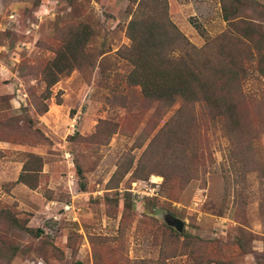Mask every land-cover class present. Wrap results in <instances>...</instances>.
<instances>
[{
    "label": "rangeland",
    "instance_id": "374dc122",
    "mask_svg": "<svg viewBox=\"0 0 264 264\" xmlns=\"http://www.w3.org/2000/svg\"><path fill=\"white\" fill-rule=\"evenodd\" d=\"M253 1L264 27V0ZM168 3L197 48L227 29L220 0ZM130 7L127 0H0V264H264V134L258 143L250 132L235 140L242 150L233 166L231 133L196 126L180 139L196 152L180 157L177 149L179 163L171 165L162 130L181 104L162 110L128 85ZM81 24L94 33L92 63L63 77L41 113L45 66L61 36ZM247 84L252 95L264 94V78ZM155 140L145 175L135 179L132 170L117 184L118 166L133 160L136 168ZM25 165L35 188L17 182ZM165 213L184 221L182 233Z\"/></svg>",
    "mask_w": 264,
    "mask_h": 264
},
{
    "label": "trees",
    "instance_id": "16d2710c",
    "mask_svg": "<svg viewBox=\"0 0 264 264\" xmlns=\"http://www.w3.org/2000/svg\"><path fill=\"white\" fill-rule=\"evenodd\" d=\"M127 1L131 6V19L126 34L131 45L123 54L133 66L127 77L128 85L138 87L143 101L157 103L162 110L181 104L162 130L169 137L168 149L174 152L170 164L179 163L177 149H180V157L196 152L190 141L180 140L188 135L186 130L209 126L231 133V160L233 166L238 165L237 152L242 147L235 140L239 143L250 132L258 143L260 135L264 134V94L258 97L246 90L250 80L264 78V27L253 15L261 6L253 0H220L227 29L197 48L171 20L168 0ZM93 38V30L84 24L61 36L55 57L43 71L46 89L42 101L38 102L39 112L48 111L46 101L51 97V89L63 77L91 65L88 46ZM155 145L156 140L136 168L133 160L119 165L113 180L119 184L132 170L135 179L143 177L147 171L144 162L147 158L152 160L156 154ZM244 169L243 166L241 170ZM78 172L82 176V170ZM32 175L25 165L17 182L35 188L36 179L30 180ZM162 176L168 181V176ZM124 203L127 209L133 207L131 194L126 193ZM214 261L224 264L222 260Z\"/></svg>",
    "mask_w": 264,
    "mask_h": 264
},
{
    "label": "water",
    "instance_id": "95a60500",
    "mask_svg": "<svg viewBox=\"0 0 264 264\" xmlns=\"http://www.w3.org/2000/svg\"><path fill=\"white\" fill-rule=\"evenodd\" d=\"M162 218L169 227L174 228L177 232L182 233L184 231L185 223L183 220L169 213L162 215Z\"/></svg>",
    "mask_w": 264,
    "mask_h": 264
}]
</instances>
